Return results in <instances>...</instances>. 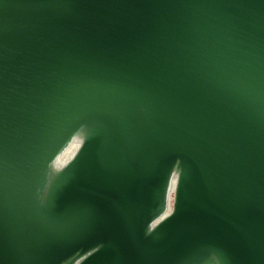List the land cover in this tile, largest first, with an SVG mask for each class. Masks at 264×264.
<instances>
[{"label":"water","instance_id":"1","mask_svg":"<svg viewBox=\"0 0 264 264\" xmlns=\"http://www.w3.org/2000/svg\"><path fill=\"white\" fill-rule=\"evenodd\" d=\"M0 264H264V0H0Z\"/></svg>","mask_w":264,"mask_h":264},{"label":"bare ground","instance_id":"2","mask_svg":"<svg viewBox=\"0 0 264 264\" xmlns=\"http://www.w3.org/2000/svg\"><path fill=\"white\" fill-rule=\"evenodd\" d=\"M72 148H70L69 150L71 151ZM69 152V151H68Z\"/></svg>","mask_w":264,"mask_h":264}]
</instances>
